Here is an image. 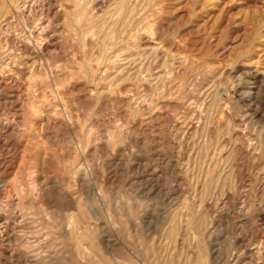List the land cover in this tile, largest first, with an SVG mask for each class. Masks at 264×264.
Returning a JSON list of instances; mask_svg holds the SVG:
<instances>
[{
	"label": "rangeland",
	"instance_id": "374dc122",
	"mask_svg": "<svg viewBox=\"0 0 264 264\" xmlns=\"http://www.w3.org/2000/svg\"><path fill=\"white\" fill-rule=\"evenodd\" d=\"M59 1L58 44L22 68L31 89L0 91V187L33 177L72 199L55 224L39 206L12 224L10 249L24 235L63 253L49 264H264V0H78L81 20ZM71 219L83 230L65 237Z\"/></svg>",
	"mask_w": 264,
	"mask_h": 264
},
{
	"label": "bare ground",
	"instance_id": "6f19581e",
	"mask_svg": "<svg viewBox=\"0 0 264 264\" xmlns=\"http://www.w3.org/2000/svg\"><path fill=\"white\" fill-rule=\"evenodd\" d=\"M19 1L20 0H0V91H4V93H10L12 96L17 97L18 100H20L21 102L22 91L24 89L23 87L25 85H28L26 87L28 89L29 88L31 89L30 87L31 84L28 83V80L26 78L24 79L21 76V74H23L22 68L23 66H26L25 64L28 62H31L32 65H35L37 61H39V59L42 57L43 55L42 52H44L43 50L45 48L48 49L50 47H54V48L56 47V45L58 44L57 43L58 34H57V31L52 27L53 22L50 20L51 18L50 15L53 14L52 18H57L62 15L65 16L66 9L63 7L62 4H60L59 0H43V1L42 0H26L23 2L24 4L22 6L18 4ZM130 2L131 0H122L123 8L125 6L129 7ZM74 3H75V7L72 10V13L74 17L76 18V20H81L87 17L88 15L87 6L86 7L83 6L82 3H79L78 0H75ZM13 12H15V14H13ZM64 16H62V18ZM25 61L27 62L24 63ZM9 95L7 97H9ZM18 100H16V102H18ZM31 100H33L32 102H34L33 96H31ZM33 105L34 104H32V107H34ZM10 122L13 123V121H10ZM13 125L14 124H12V126ZM16 125L18 126L17 123ZM18 127L20 128V126ZM1 128L2 130H0L1 131L0 133L5 132L7 135L8 134L7 132L10 130L11 126L10 124L8 125L6 123ZM5 169H6V172L11 171L10 170L11 167L9 165H6ZM0 190L3 191V196H2L3 198H9L8 205L5 206L3 209H0V214L3 215V216L0 215V259L7 261L9 259L11 260L13 258H16L15 260L18 259L21 264H49L55 261L56 259H58L59 257L63 256V253H61L59 249H56V245L53 242L51 241L47 242V239L43 240V238L41 239V237L39 238L38 236L34 238V237H26L24 235H21L20 236L22 237L21 242L25 244L23 245L24 249L15 250L16 249L15 248L11 250L10 243H11L12 237H11V234L9 233V228L12 224H14V227H15L13 228V230L14 229L19 230L27 226V224H29V219H31V217L29 216V213H31L30 210L36 206L42 207L43 210L45 211L44 216L47 219V221L49 220L50 223L55 224L57 222L56 221V214H57L56 209L58 208L56 197H58L57 195L61 196L62 194H65L70 199H72L69 192L65 188L58 187L57 184L54 185V187H50L48 186V184H45L44 182L40 183L38 182V179H34L33 177L23 182L21 181V182L8 183L7 187L5 188L0 187ZM177 220L179 221L178 223H180L181 225V223H183L184 221V218L181 217ZM129 223L131 224V226L133 225L134 230L136 231H139L140 229H142L141 227L136 225V222L132 218H130ZM143 223L148 228L150 227L152 228L154 226L151 220H145ZM70 226L72 227L65 228L63 230V234L65 237H72L73 234L79 233L82 229V226L77 220L76 221L72 220ZM96 229H97V232L95 233V236L92 238V240L98 249L100 248L108 249L110 244L115 245L116 241L114 240L113 236H111V234H109L110 236H106L103 234L105 233L104 230H100L98 228ZM180 229L181 228L179 227L177 228L176 231L175 229L174 231L171 230L172 233L173 232L176 233V237L174 235L175 247H178L180 244L184 245V242L181 239L182 232ZM50 232H53V230ZM158 238H159V235H158ZM83 240L84 239L78 240V245L80 248L79 250L81 253L83 252L85 256L88 255V257H90V253L88 252L87 246L85 245V242ZM34 242H37V245L42 243V247L43 245L46 244L47 246L46 250L42 248V255L38 253L35 254L28 250V245H31ZM126 244H125V247L130 252V254L137 255L135 253V250ZM260 249L262 252L263 248H260ZM210 251L212 253L215 252L213 248L212 249L210 248ZM65 257L70 258L69 255H66Z\"/></svg>",
	"mask_w": 264,
	"mask_h": 264
}]
</instances>
